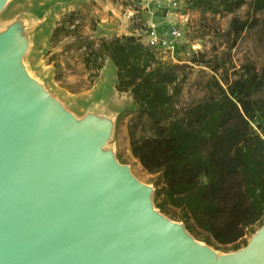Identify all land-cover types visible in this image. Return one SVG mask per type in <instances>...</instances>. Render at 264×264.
Here are the masks:
<instances>
[{"label": "water", "instance_id": "95a60500", "mask_svg": "<svg viewBox=\"0 0 264 264\" xmlns=\"http://www.w3.org/2000/svg\"><path fill=\"white\" fill-rule=\"evenodd\" d=\"M26 47L18 24L0 33V264H264V225L217 254L156 211L104 150L110 122L67 112L25 72Z\"/></svg>", "mask_w": 264, "mask_h": 264}, {"label": "trees", "instance_id": "16d2710c", "mask_svg": "<svg viewBox=\"0 0 264 264\" xmlns=\"http://www.w3.org/2000/svg\"><path fill=\"white\" fill-rule=\"evenodd\" d=\"M195 7L217 0H192ZM241 0H221L225 10ZM255 10L264 0H253ZM67 14L51 41L76 28ZM85 64L95 71L108 59L116 90L137 106L129 127V149L143 171L154 176L153 203L166 216L178 211L185 229L205 243L240 242L264 221V138L252 122L264 116V68L223 89L207 84L200 97L181 103L185 65L163 62L139 37L114 36L87 42Z\"/></svg>", "mask_w": 264, "mask_h": 264}, {"label": "rangeland", "instance_id": "374dc122", "mask_svg": "<svg viewBox=\"0 0 264 264\" xmlns=\"http://www.w3.org/2000/svg\"><path fill=\"white\" fill-rule=\"evenodd\" d=\"M217 3L221 0L195 7L192 0H181L179 8L172 11L155 10L153 5L148 10L145 0H6L0 12V33L13 24L19 25L27 44L21 60L25 72L67 112L77 120L94 115L110 122L111 133L104 150L151 188L153 202L154 176L142 170L129 149L128 127L137 106L128 93L116 90L115 69L108 59L99 71L85 64L87 42L96 46L101 38H140L151 18L157 23L178 25L185 42L194 45L196 53L190 59L179 57L177 62L157 56L163 62L186 66L180 102H189L198 99V91L207 84L217 83L227 89L236 80L260 76L264 68V9L255 10L253 0H241V6L231 10ZM71 12L76 13L72 19L76 28L53 43V29ZM256 97L264 98V88ZM251 125L264 138V116ZM171 213L161 214L185 228L179 212ZM263 225L264 221L251 228L240 242L227 246L205 243L202 237L186 231L217 254H229L244 248Z\"/></svg>", "mask_w": 264, "mask_h": 264}, {"label": "built area", "instance_id": "2783aa9c", "mask_svg": "<svg viewBox=\"0 0 264 264\" xmlns=\"http://www.w3.org/2000/svg\"><path fill=\"white\" fill-rule=\"evenodd\" d=\"M147 9L151 5L155 6V10L160 8H168L175 11L179 8L181 0H145ZM150 13V12H149ZM152 16L153 13H150ZM140 39L142 44L156 53L158 56L167 57L177 62L179 57L190 59L196 53L194 45H187L184 40L181 27L174 23H157L151 18L146 21L143 30L141 31Z\"/></svg>", "mask_w": 264, "mask_h": 264}, {"label": "bare ground", "instance_id": "6f19581e", "mask_svg": "<svg viewBox=\"0 0 264 264\" xmlns=\"http://www.w3.org/2000/svg\"><path fill=\"white\" fill-rule=\"evenodd\" d=\"M102 119V118H101Z\"/></svg>", "mask_w": 264, "mask_h": 264}]
</instances>
